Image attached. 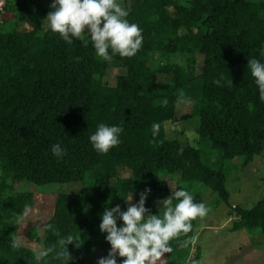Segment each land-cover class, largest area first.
Segmentation results:
<instances>
[{
	"label": "trees",
	"instance_id": "16d2710c",
	"mask_svg": "<svg viewBox=\"0 0 264 264\" xmlns=\"http://www.w3.org/2000/svg\"><path fill=\"white\" fill-rule=\"evenodd\" d=\"M2 1L0 264H63L57 253L68 234L83 241L80 247L67 244L68 264L108 253L106 234L99 230L104 207L120 204L125 210L123 198L133 193L135 203L146 188L152 214L159 211L157 199L171 194L170 186L186 188L203 202L201 192L190 191L194 181L229 203L225 169L212 167L198 146L167 137L165 123L175 118L183 90L194 100L188 105L189 115L199 117L198 141L217 149L221 160L241 156L244 167L264 151V100L246 68L248 58L264 61V0H119L144 40L135 56L116 55L111 62L98 57L90 41L70 45L44 26L51 0ZM197 53L203 55L199 71ZM120 66L126 72L113 85L106 82L108 69ZM221 76V84L214 83ZM101 121L124 129L121 143L106 154L89 142ZM153 122L160 124L156 137ZM56 142L67 149L59 160L50 150ZM118 168L131 174L120 176ZM17 180L82 186L58 192L45 214L31 218L42 207L32 191L14 189ZM230 208L237 217L234 229L264 233V196L250 207ZM196 219L189 233L170 241L173 252L164 254L162 264L186 263ZM48 247L54 251L41 257Z\"/></svg>",
	"mask_w": 264,
	"mask_h": 264
},
{
	"label": "clouds",
	"instance_id": "9594fccd",
	"mask_svg": "<svg viewBox=\"0 0 264 264\" xmlns=\"http://www.w3.org/2000/svg\"><path fill=\"white\" fill-rule=\"evenodd\" d=\"M49 9L45 18L52 32L58 33L70 45L80 41L86 46L90 41L95 54L106 62H111L116 55L135 56L143 46V29L128 19L130 11L119 0H51ZM246 68L254 78L260 98L264 100V61L248 58ZM222 79L223 76L214 83L220 85ZM228 83L232 85L231 79ZM178 100L194 103L183 90L179 92ZM167 103L165 99L163 104ZM159 130L160 124L153 122L152 136L156 137ZM123 131L120 124L101 121L89 135V142L98 153L106 154L121 143ZM50 150L58 160L67 153L60 142L53 143ZM170 188L171 194L157 202L162 214H158L159 211L152 214L145 206L151 191L148 188L139 193V200L135 203H131L133 193L127 199L122 197L126 203L125 210L120 204L104 207L99 230L106 234L104 239L110 249L106 256L98 258L96 264H155L165 253L173 252L170 241L189 233L193 229L192 221L205 217L209 209L204 202H197L186 188ZM118 221L122 222L119 226ZM47 227L54 230L52 224ZM74 241L77 242L76 247L83 243L81 238L77 239L72 234L60 240L61 249L57 258H62L63 264H68L71 259L66 246ZM11 247H18L15 239L11 241ZM53 251L52 247H48L41 251L40 256H48ZM118 257L123 259L118 260Z\"/></svg>",
	"mask_w": 264,
	"mask_h": 264
},
{
	"label": "rangeland",
	"instance_id": "374dc122",
	"mask_svg": "<svg viewBox=\"0 0 264 264\" xmlns=\"http://www.w3.org/2000/svg\"><path fill=\"white\" fill-rule=\"evenodd\" d=\"M48 4L49 0H41ZM3 1H0V7ZM47 27V21L44 24ZM180 61L181 58H175ZM197 70H201L203 55L195 56ZM125 67L109 68L105 76L106 82L113 85L119 74L125 73ZM165 74H159L160 80H165ZM192 107L186 103L178 102L175 118L165 123L166 135L175 138L181 143L198 146L205 161L212 167L221 165L226 172V187L230 193L229 203L220 200L218 195L211 191L205 184L194 181L190 184V191L201 192L204 203L209 211L205 217L196 219V227L192 240L186 242L190 255L185 264H264V233L258 229L246 228L234 229L236 216L230 205L244 207L252 206L264 196V151L254 155L253 159L244 167H241V156L233 159L219 158V151L212 148L205 140L198 141L196 127L199 124L198 116H190ZM120 176H129V169H117ZM168 178H172L169 176ZM174 185V180H170ZM82 186L81 181L75 182H51L35 184L25 180H17L14 183L15 190H30L33 192L37 204L41 208H35L31 218L41 211L43 214L51 208L55 195L58 192H75ZM162 200L157 199V202ZM132 203V201H131ZM158 204V203H157ZM33 243V244H32ZM32 246L36 242L32 241ZM38 245H36V248ZM40 251V249L38 250ZM107 252H93L89 259L80 264H96L98 258L106 256ZM163 259H157L155 264H162Z\"/></svg>",
	"mask_w": 264,
	"mask_h": 264
}]
</instances>
